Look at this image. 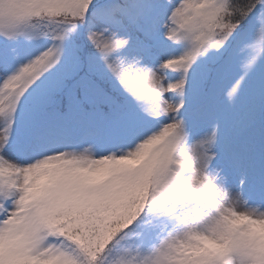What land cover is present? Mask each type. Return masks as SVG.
<instances>
[{
  "label": "snow or ice",
  "instance_id": "snow-or-ice-1",
  "mask_svg": "<svg viewBox=\"0 0 264 264\" xmlns=\"http://www.w3.org/2000/svg\"><path fill=\"white\" fill-rule=\"evenodd\" d=\"M0 264H264V0H0Z\"/></svg>",
  "mask_w": 264,
  "mask_h": 264
}]
</instances>
